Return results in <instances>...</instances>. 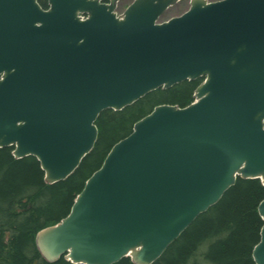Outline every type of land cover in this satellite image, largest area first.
Wrapping results in <instances>:
<instances>
[{
  "label": "water",
  "instance_id": "1",
  "mask_svg": "<svg viewBox=\"0 0 264 264\" xmlns=\"http://www.w3.org/2000/svg\"><path fill=\"white\" fill-rule=\"evenodd\" d=\"M119 1L0 0V148L36 156L47 183L93 150L105 109L203 78L187 106L137 120L37 233L49 262L153 264L239 177L264 183V0H191L164 21L182 0Z\"/></svg>",
  "mask_w": 264,
  "mask_h": 264
},
{
  "label": "trees",
  "instance_id": "2",
  "mask_svg": "<svg viewBox=\"0 0 264 264\" xmlns=\"http://www.w3.org/2000/svg\"><path fill=\"white\" fill-rule=\"evenodd\" d=\"M47 8L48 0H39ZM203 78L158 88L121 110L105 109L97 120L93 150L66 179L47 183L36 156L16 158L14 146L0 148V264H75L64 256L47 261L37 233L71 211L87 179L103 164L112 146L128 136L137 120L158 104L187 106ZM260 178H241L197 219L153 264H256L253 249L260 241L264 219ZM80 264V263H79ZM114 264H135L124 257Z\"/></svg>",
  "mask_w": 264,
  "mask_h": 264
},
{
  "label": "rangeland",
  "instance_id": "3",
  "mask_svg": "<svg viewBox=\"0 0 264 264\" xmlns=\"http://www.w3.org/2000/svg\"><path fill=\"white\" fill-rule=\"evenodd\" d=\"M133 0H120L118 4V12H123L127 6L132 2ZM190 1L191 0H182L175 4L174 6H171L160 18V21L167 20L173 16H177L185 12L190 7ZM213 1V0H210Z\"/></svg>",
  "mask_w": 264,
  "mask_h": 264
},
{
  "label": "bare ground",
  "instance_id": "4",
  "mask_svg": "<svg viewBox=\"0 0 264 264\" xmlns=\"http://www.w3.org/2000/svg\"><path fill=\"white\" fill-rule=\"evenodd\" d=\"M135 103V102H134Z\"/></svg>",
  "mask_w": 264,
  "mask_h": 264
}]
</instances>
